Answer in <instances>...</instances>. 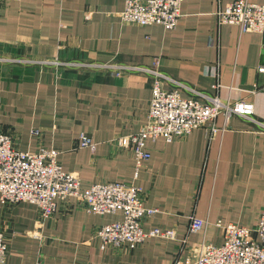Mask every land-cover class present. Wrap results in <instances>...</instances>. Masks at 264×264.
<instances>
[{"label": "crops", "instance_id": "crops-1", "mask_svg": "<svg viewBox=\"0 0 264 264\" xmlns=\"http://www.w3.org/2000/svg\"><path fill=\"white\" fill-rule=\"evenodd\" d=\"M235 0H183L174 29L123 20L125 0H0V133L24 151L56 148L86 189L129 182L157 212L144 229H174L134 249L102 248L96 214L75 197L45 217L31 202L3 201L5 264H183L223 243L221 225L252 227L264 207V31L221 23ZM264 4V0H249ZM157 69L166 89L209 103L249 101L250 116L222 113L188 135L148 140L138 176L131 135L147 125ZM94 148L80 147L81 135ZM208 221L190 231V217ZM220 223V224H219Z\"/></svg>", "mask_w": 264, "mask_h": 264}, {"label": "built area", "instance_id": "built-area-1", "mask_svg": "<svg viewBox=\"0 0 264 264\" xmlns=\"http://www.w3.org/2000/svg\"><path fill=\"white\" fill-rule=\"evenodd\" d=\"M183 0H125L122 18L141 26L160 24L165 29L177 27ZM221 23L234 24L242 32L264 31V4L249 0H235L219 12ZM154 76L148 123L139 133L131 135L136 160L135 176L143 162L151 157L148 140L159 137L171 142L191 133L222 113L235 112L250 116L254 105L249 101L234 104L219 99L209 103L183 97L177 89L163 86V75L157 69H143ZM264 71V67H262ZM264 91V87L262 88ZM80 147L94 148L96 142L88 135H81ZM56 148L24 151L13 145L9 134L0 133V193L3 201L31 202L41 208L45 217L58 209L59 202L75 197L78 205L96 214L121 212L123 218L99 226L95 237L102 248L141 245L149 237L175 238L169 228L144 229L143 221L157 209L144 206L143 189L129 182H97L86 189L81 187L80 176L66 171ZM206 219L191 216L190 231L207 227ZM220 224V223H219ZM223 243H204L197 256L183 264H264V207L256 225L248 227L236 223L221 225ZM8 246L0 232V264H5ZM38 264H42L39 262Z\"/></svg>", "mask_w": 264, "mask_h": 264}]
</instances>
